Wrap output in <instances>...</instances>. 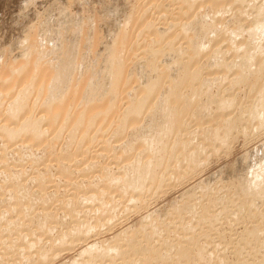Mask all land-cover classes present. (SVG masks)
I'll return each instance as SVG.
<instances>
[{
  "label": "bare ground",
  "instance_id": "1",
  "mask_svg": "<svg viewBox=\"0 0 264 264\" xmlns=\"http://www.w3.org/2000/svg\"><path fill=\"white\" fill-rule=\"evenodd\" d=\"M16 1L0 0L8 5L6 10L14 7L9 10L13 15L7 26L5 21L0 26V122L4 123L0 126L4 147L0 152V169H4L0 171V264H53L63 252L77 247L84 248L62 264H182L190 252L197 253L193 258L201 261L197 264L210 260L227 264L225 258L214 261L221 256L215 249L217 243L213 242L214 249L208 252L207 243L197 241L193 219L198 218V226L213 228L218 216H207L203 202L212 193V206L224 202L231 191L228 186L235 199L228 214L245 215L262 207L264 142L234 162L228 175H235V183L222 181V169L180 194L174 207L146 215L139 227H128L109 240L94 239L90 244L89 239L111 231L121 214L125 218L150 206L149 201L165 193L166 187L181 186L189 172L212 157L217 148L228 152L237 138L264 135V0L176 1L194 6L193 12L207 8L235 17L231 23L220 19L210 25L188 10L183 19L185 5L171 17L169 12L177 11L165 8L171 6L166 0L158 5L154 4L157 0H124L111 12L117 13L111 33L105 24L98 23L97 15L102 11L86 15L90 0H84L87 4L81 0H18V7ZM236 1L246 2L241 8L245 14L237 15L227 8ZM74 3L80 4V13H71ZM154 7L159 13L164 11L166 21L178 22L162 26L147 23L155 18ZM19 17L28 21L22 30L13 25ZM12 28L18 30L14 36ZM183 39L186 41L178 43ZM143 40L149 41L145 50H141ZM137 49L142 55H135ZM201 67L206 69L203 73L199 72ZM195 84L198 88L189 92ZM237 91L243 92V100ZM203 92L207 99L198 102V93ZM217 95L221 101H214ZM186 115L193 116L191 123L184 119ZM193 126L198 130L189 138L186 132ZM202 126H206L205 133ZM119 135L128 138L124 146H118L115 156L127 164L117 174L96 176L95 187L83 191L76 186L77 181L70 180L75 193L57 200V189L53 196L40 195L48 189L46 181L31 178L29 183L33 184H25L24 167L30 161L35 165L41 161L43 166L55 162V173L66 179L65 172L75 164L69 163L77 162L79 156L86 158L84 154L100 138L102 145L111 142L101 149L106 154L102 157L108 159L115 148L114 137ZM210 140L216 146L212 151L205 149ZM14 146L19 151L8 152ZM193 146L200 147L199 153ZM175 162L179 163L178 172ZM9 163L15 165L9 169ZM98 164L91 162L89 166ZM89 166L83 168L86 174L81 176L91 177ZM219 181L221 187L226 186L227 196H220ZM33 187L37 192H32ZM183 212L187 218L181 217ZM256 216L258 223L242 240L256 243L259 239L264 246L259 232L264 220ZM165 230L172 234L181 230L182 234L169 240L161 234ZM220 236L225 240L230 231ZM234 251L240 255L239 248ZM258 258L238 263L264 264V256Z\"/></svg>",
  "mask_w": 264,
  "mask_h": 264
},
{
  "label": "rangeland",
  "instance_id": "2",
  "mask_svg": "<svg viewBox=\"0 0 264 264\" xmlns=\"http://www.w3.org/2000/svg\"><path fill=\"white\" fill-rule=\"evenodd\" d=\"M18 1V0H17ZM17 1L15 2V4L17 3ZM91 1V2H90ZM88 3H89V6H90V8L88 9L87 7L85 8V10H88V11H86L87 13H86V15H92L91 13L94 11V13H96V12H101V13H99V15H97L98 13H96V15H97V17H99V18H97L99 21H98V23H100V24H105V25H103V26H106L108 29H109V32L111 33L112 31H113V26H114V24L117 22V20H116V12H114L115 13V15L113 14L112 15V13H113V11H115V6H116V9L118 8V6H119V4H120V2L122 3H124V0H90ZM95 1V2H94ZM99 1V3H97ZM177 0H166V2H165V4L166 3H168V2H170L171 3V6L170 7H165V8H167L169 11H174V10H176L177 11V13L174 11V12H169V15H167V16H171V17H175L177 14H178V12L180 11L179 9H183V6H184V10L182 11L183 12V14H182V12H181V16H182V18L183 19H185V17H183V15L184 16H186L185 14H184V12H187V10H188V13L189 14H194L193 16H195L196 15V17L198 16V19H200V20H202V21H205L207 24H212V23H214V21L215 20H223V21H220V22H222V23H231V22H233V18H235L234 17V15L232 14L231 15V13L230 14H227V13H225L224 14V16H221L220 15V13H219V11L218 10H211V9H207V8H204V9H202V10H197V9H195V12H193L192 10H193V8H194V6H189V5H187V4H183V3H178V2H176ZM203 1H205V0H202L201 2H203ZM255 2V1H258V0H251V2ZM263 0H259V2H262ZM81 2L83 3H86L84 0L82 1L81 0ZM101 2L103 3V5H100L101 4ZM161 2V0H157V1H155V3L154 4H159ZM223 1H217V3H221V4H223L222 3ZM83 3V4H84ZM244 3H246V2H244ZM244 3H241V2H238V1H236V3H234L233 4V6H231L232 5V3L229 5V4H227V5H229L227 8H229V10L230 11H232L234 14H237V15H240V13H242V9L241 8H243L244 6H243V4ZM87 4V3H86ZM92 4V5H91ZM208 4V3H207ZM206 3H205V6L207 5ZM221 4H219L221 7H222V5ZM0 5H3V4H1L0 3ZM10 5V4H9ZM94 5V6H93ZM123 5V4H122ZM180 5V6H179ZM183 5V6H182ZM6 6V7H5ZM12 6V5H11ZM11 6H9V9L8 10H6V8H8V5H3V6H0V26L1 27H3L4 25H6L7 23H8V21L11 19V17H12V15L13 14H11V13H13V12H11V11H9L10 9H12V8H14V7H12L11 8ZM15 6H17L18 7V5L16 4ZM97 6V7H96ZM99 6L101 7V9H99ZM178 6V7H177ZM182 6V7H181ZM186 6H188L189 8H186ZM197 6H199V5H197ZM196 6V7H197ZM231 6V7H230ZM3 7V8H2ZM80 4H78V3H74L73 5H71V8H70V10H71V13H73V14H75L76 12L77 13H80L79 12V10H80ZM105 7V8H104ZM177 7V8H176ZM200 7H202V6H199V8ZM94 8V9H93ZM179 8V9H178ZM5 9V10H4ZM79 9V10H78ZM92 11H91V10ZM98 9V10H97ZM103 9H105V10H103ZM110 9V10H109ZM114 9V10H113ZM250 9H251V7H250ZM253 9H254V7H253ZM1 10H3V11H1ZM78 10V11H77ZM113 10V11H112ZM154 10V11H153ZM241 10V11H240ZM10 13H9V12ZM110 11V12H109ZM159 10L157 9V8H153L152 9V12H155V14H154V19L151 21V20H149V19H147V23H148V21H150V23H155V24H157V26H162V24L165 22H168V23H170V22H172V20L173 19H169V20H165V14H164V11L163 12H158ZM189 11H192V12H189ZM8 12V14H9V16H7L8 14H6ZM112 12V13H111ZM15 13V12H14ZM105 15H104V14ZM107 13V14H106ZM110 15H109V14ZM11 14V15H10ZM100 14H101V16H100ZM242 14H245V13H242ZM106 15H109V16H107L106 17ZM6 16V17H5ZM9 17V18H8ZM6 18V19H5ZM161 18V19H160ZM164 18V19H163ZM223 18V19H222ZM238 18H239V16H238ZM9 19V20H8ZM19 19H20V21H19ZM23 19V21L25 20V22H23V21H21ZM7 20V21H6ZM18 20V21H17ZM17 20H15V23L16 22H19V23H17V24H13L14 25V28H17L18 30H19V28H20V30H22V28H23V26H27L28 25V21H26V19H24V18H17ZM111 20V21H110ZM5 21V22H4ZM4 22V23H3ZM26 22H27V24H26ZM173 22H175V24L178 22V19L177 20H173ZM1 23H3V24H1ZM6 23V24H5ZM146 23V24H147ZM167 23V24H168ZM243 23H245V22H243ZM21 24H23L21 27H19V25H21ZM166 25V24H165ZM7 26V25H6ZM14 28H12V30L14 29ZM3 29V28H2ZM24 29V28H23ZM16 30V29H15ZM15 30H13L12 31V33H10L12 36H14V31ZM18 30H16V32L18 31ZM15 32V34H17ZM182 34H183V32H182ZM225 33H223V35H224ZM175 36V38L178 36V35H174ZM151 39L149 38V41H150ZM149 41L148 42H146L145 40H143V47H142V49L141 50H145V49H147L146 47V45H148V43H149ZM180 41V40H179ZM184 41H186L185 39H183L182 41H180V42H178V43H181V42H184ZM146 42V43H145ZM145 44V45H144ZM145 46V47H144ZM137 48V47H136ZM140 49H137V50H135L134 51V53H135V55H136V52H137V55H142V53H143V51L141 52V50ZM209 48H206L205 50H204V52H206L207 50H208ZM231 52L232 53H235V51H233V50H231ZM141 53V54H140ZM211 52H208L207 54H206V56L208 55V54H210ZM136 55V56H137ZM234 56V55H233ZM208 57V56H207ZM226 57H228V55H226ZM230 57H232V56H229V58ZM235 57V56H234ZM233 57V58H234ZM133 58H134V54H133ZM234 60V59H233ZM230 61V60H229ZM205 62H206V58H203L202 60H201V64L203 65V66H205ZM228 62V61H227ZM213 68H222V67H213ZM224 69L225 68H228V67H223ZM206 69H203L202 67L199 69V72H202L203 73V71H205ZM226 72H229L228 70H225ZM190 88V91L189 92H191L192 90H196L197 88H198V84H195V85H192V87L190 86L189 87ZM247 91V88L245 87V88H243V92H246ZM238 93H239V96H240V99L241 100H243V98H244V94H243V92H239V91H237ZM236 92V93H237ZM192 93V92H191ZM198 99H197V101L198 102H200V100L203 98V99H207V95H206V93L205 92H203V93H198ZM190 97H192L191 95H190ZM13 100V99H12ZM221 101L222 100V97H221V95H217V96H215L214 97V101ZM12 102V101H11ZM243 102V101H242ZM8 103H10V102H8ZM218 104H220L219 102H218ZM232 115H236L234 112H232ZM237 115H239V111L237 112ZM192 118H193V116L192 115H186L185 117H184V119H186L187 121H189V123H191L192 122ZM22 122V121H21ZM20 122V123H21ZM1 124H0V126L1 125H4V123H2V122H0ZM201 128V130H202V132L203 133H205V129H206V126H202V127H200ZM204 129V130H203ZM197 127H195V126H193V127H191V128H189V129H187V132H186V134H188L189 135V138L190 137H192V133L194 132V134L197 132ZM129 132V131H128ZM201 132V131H200ZM132 133V132H131ZM191 133V134H190ZM200 134V133H199ZM0 136H1V134H0ZM118 137V138H117ZM119 137H120V139H119ZM121 137H123V138H121ZM1 138L2 137H0V152L2 151V149L4 148L3 147V142H1L2 140H1ZM104 138L105 139H108L109 138V136L107 135V136H104ZM116 140H114L113 142H112V147H115V148H113L112 149V151H110V153H109V158L108 159H104V158H106V154H105V152H103L101 149H102V147L103 146H106V147H108L109 146V144L111 143V142H109L108 141V145H102L100 142L101 141H99V140H102V138H100V139H98V141L96 140V142L94 141V143L92 144V146H91V150H89V152L88 153H85L84 154V156L86 155H88L87 157L89 158V155H90V158H92V157H95V158H92V159H87V157L86 158H84V156H83V158L84 159H87L88 161H86V162H84V163H82V164H80L78 161H83L82 160V157L81 156H79L78 158H77V162H73V163H69L70 164V166L72 165V164H74V166H71V169H69L70 170V172L69 173H67V172H65V176H66V179H61L60 178V176H59V174H56L55 173V170L57 169L56 168V164H55V162H50V163H48V162H45L44 160H42V162L44 163V166L42 165V163H41V161L38 163V164H32L33 162L32 161H30L27 165H26V167H24V170L26 171V172H24V173H26V174H24V177H25V184H33V183H29V181L31 180V178L32 179H34V178H38L41 182H44V181H46L45 182V185H46V187L48 188V189H46L45 190V192L43 193V192H41L40 193V195L41 196H53V194H54V192H56V189L58 190L56 193H57V200H61L63 197H65V198H71V195L72 194H74L75 193V189H74V187H72L73 185H71L69 182H70V180H71V183H73V182H76V186H79L80 187V189H82L83 191H85V190H87L88 188H93V187H95V183H96V176H100V177H102V176H104V175H108V174H117V172H120V171H122V170H124V166L127 164V163H125V162H121V158H118V157H116L115 155H116V152L120 149L119 147H121V146H124V141H125V139H127L128 138V136L126 135H124V136H115L114 137ZM105 139H103V140H105ZM111 139H113V138H111ZM117 140H119V141H117ZM106 141V140H105ZM206 141V140H205ZM264 142V135L263 136H261V137H259V138H255V137H253V138H250V139H247V140H244L242 137H240V138H237L236 140H235V142H233V144H231V146H230V149H229V151L228 152H226V149H223V148H217V150H216V152H215V154H213L212 155V157H210L209 159H206V162H202L200 165H197V166H195L190 172H189V176H188V180H186V182L185 183H183V184H181V186H179L178 188L176 187V188H172V187H166L165 189H164V191H165V193H163V194H159L158 195V197H153V199H151V201H149V204L148 205H150V206H146L144 209H142V210H134V211H132V212H130L129 214H128V217H127V215H126V217L125 218H123L122 217V215L123 214H121V217H119L118 219H117V221H116V223H115V225H113L114 227H113V229L111 230V231H109V232H104V233H102V235L100 234L97 238L96 237H92L91 239H89V242H90V244L92 243V242H94L93 240L95 239L96 241H100V240H109V239H111L114 235H116L117 233H120L121 231H124V230H126L128 227L129 228H137V227H139V225H140V223H141V220H143L142 218H145V216L146 215H148L149 213H151V212H155L156 210H158L160 213H164V211L166 210H169L173 205H174V202L175 201H177V199H178V197L180 196V194H182L183 192H185L186 190H189V189H191V187H193L194 185H196L198 182H200V181H202V180H204V179H206V178H208V177H210L211 175H214V174H216V173H219L220 172V170H222L221 171V173H219V174H223V176H222V181H224L225 180V182L227 183V184H229V185H231L232 183H235V181H236V179H235V175H233V174H230V175H228L229 173H230V171L229 170H232L231 168H233V167H235V163H236V161L238 160V158H241V156H244V154H248V153H251V152H254L255 151V149L257 150V149H259L260 148V145L262 144ZM96 144V145H95ZM119 145H121V146H119ZM94 146V147H93ZM119 146V147H118ZM3 147V148H2ZM18 149V146H14V147H9L8 148V152H13V151H16L17 149ZM193 149H197L198 150V153H199V149H200V147H198V146H193L192 147ZM216 148V146L214 145V143L210 140V144H207L206 143V145H205V149L206 150H208V151H212V150H214ZM219 149V150H218ZM102 152H101V151ZM17 151H19V149L17 150ZM85 151V149H83V152ZM203 151V150H202ZM75 152V151H74ZM87 152V151H86ZM17 153V152H16ZM81 152H79L78 154H80ZM101 153H103L104 155H101ZM206 152L205 151H203L202 152V154H205ZM100 154V155H99ZM94 155V156H93ZM98 157H97V156ZM99 156H100V158H99ZM104 158H103V157ZM9 157H11V156H9ZM97 157V158H96ZM102 158V159H101ZM45 159V158H44ZM99 159V160H98ZM46 160V159H45ZM48 160V159H47ZM103 160V161H102ZM202 160H204V158L202 159ZM80 161V162H81ZM1 163H2V161H0ZM32 162V163H31ZM91 162H93V163H96V164H98L97 162H100V164H98V165H95V166H93V165H90L89 166V164L91 163ZM201 162V161H200ZM235 162V163H234ZM0 163V164H1ZM31 163V164H30ZM60 163H62V164H65V161H61ZM10 165H9V169H11L12 168V166H14V165H11V163H9ZM41 164V165H40ZM47 164V165H46ZM17 165V164H16ZM34 165H35V167H34ZM87 165L89 166V169L92 171V175H91V177L90 178H87V177H83V176H81V175H85L86 173H84L83 172V168L86 166L87 167ZM1 166V165H0ZM4 166V165H3ZM30 166H33V167H31V168H33V170L35 169V170H38L37 171V173H36V171L34 172V171H32L31 170V168H30ZM39 166V167H38ZM45 166H49V167H46L45 168ZM173 166L176 168V171L178 172L179 171V163H177V162H175L174 164H173ZM58 167V166H57ZM85 167V168H86ZM44 170H43V169ZM59 168V167H58ZM3 169V168H2ZM2 169H0V171L2 170ZM17 169V168H16ZM226 169V170H225ZM4 170V169H3ZM17 170H20L19 168L17 169ZM85 171V170H84ZM90 171V172H91ZM219 171V172H218ZM46 172V173H45ZM226 172H227V175H226ZM229 172V173H228ZM83 173V174H82ZM30 179V180H29ZM28 181V182H27ZM83 181V182H82ZM92 181V182H91ZM89 182H91V183H89ZM217 183V185L219 186V192L220 191H222L221 192V194H220V196L222 195V196H227L228 195V193H229V195L224 199V202L222 201L221 203H216V204H213V206H212V198H211V196H213V193L212 194H210L209 196H210V198L207 200V201H204L203 202V205H206V208L207 209H205L204 210V212L206 213V215L207 216H212V215H216V216H218V218H217V220H218V222L216 221V225L215 226H213V228H212V226L211 227H208V226H198V224H197V220H198V218H194L193 219V222H195L194 223V225H195V227H196V232L194 233V236H195V238L197 239V241H199L200 243H203V242H205V243H207V247H205V249H207V251L208 252H210V251H212L214 248H213V246H212V243L214 242V244L215 243H217V245H219V246H217V245H215L216 247H215V249H217V255H221L219 258H216V259H214V261L215 260H218V259H223V258H225V260L227 261V264H239L238 263V261H240V260H244V258L245 259H249L250 261H254L256 258H258L259 260H261L262 258H263V256H264V246H262L263 244L262 243H260V241H259V239L258 240H256L257 242L255 243V242H246V241H244V240H242V237H244V234H245V232H247L248 231V229L250 228V227H252V226H254V225H256L257 223H258V217L256 216V213L258 214V216L260 217V218H263L262 220H264V204L262 205V207L260 208V209H258L256 212H251V213H248L247 211V214H245V215H239V216H234V215H230V214H228V210H230V207L231 206H233V200H235L234 199V197L232 196V194L233 193H231V191H232V188H230V186H228L229 188H226V186H224V187H221L222 185H223V183L221 182V181H219V182H216ZM6 184V183H5ZM180 185V184H179ZM37 187H33L32 188V192H37V190L38 189H36ZM73 188V189H72ZM230 189L229 191L230 192H228V190H227V192L225 191L226 189ZM0 192H2V189L0 188ZM226 192V193H225ZM231 194V195H230ZM232 197V199H231V197ZM228 197H230V198H228ZM214 198V197H213ZM175 199V200H174ZM57 202V201H56ZM173 203V204H172ZM175 204H176V202H175ZM232 204V205H231ZM230 206V207H229ZM234 206H235V201H234ZM234 206H233V208H234ZM174 207V206H173ZM202 207L200 206V207H198V209L197 210H199V209H201ZM229 208V209H228ZM1 209H4V207H1ZM232 209V208H231ZM215 210H216V212H215ZM250 210V209H249ZM214 213H216V214H214ZM254 214V215H253ZM187 214L186 213H182L181 214V217H186L187 218ZM192 218V217H191ZM191 218H188V219H191ZM178 219V218H177ZM174 222V221H173ZM176 223H177V220L175 221ZM174 222V223H175ZM179 222V221H178ZM222 222V223H221ZM224 222V223H223ZM132 226V227H131ZM167 227H168V225H167ZM179 226H177V229H180V228H178ZM225 230V231H224ZM172 231H174V229H172ZM171 231V232H172ZM175 231H176V229H175ZM174 231V232H175ZM186 231V230H185ZM230 231V236H226L225 237V240L220 236V234L222 233V232H229ZM162 233V235H163V237H168L169 238V240H171V239H175L174 237H178L177 236V233L178 234H182V232H181V230L179 231V230H177V232L175 233V234H172V233H170L169 231H167V230H165L164 232L163 231H161ZM180 232V233H179ZM259 232H260V237H262V238H264V225H261L260 227H259ZM184 233V232H183ZM251 236H253L252 235V233L250 234ZM221 239H223V240H221ZM241 239V240H240ZM221 241V242H220ZM183 247H187V246H189L187 243H184L183 242V245H182ZM220 246H222V247H220ZM239 248V250H240V255H238V253L236 254V251H234L235 250V248ZM82 248H84V247H77L75 250H73V252L71 251V252H63L62 253V255L63 256H61L60 258H59V260H57V261H55L53 264H62L63 262H65V261H67V260H70V259H72L73 257H76L77 255H78V253L80 252V251H82ZM188 248V247H187ZM190 252V251H189ZM65 253V254H64ZM237 257H239V258H237ZM241 257V258H240ZM193 258H197V253L195 252V253H191L190 252V254H189V256H188V258L187 257H185V258H183V260H182V264H197V262H201V261H193ZM175 261V260H174ZM187 262V263H186ZM119 263H120V261H119ZM169 264H171V263H169ZM172 264H176L175 262H172ZM201 264V263H200ZM204 264H213L212 263V260H210L209 262H204Z\"/></svg>",
  "mask_w": 264,
  "mask_h": 264
}]
</instances>
